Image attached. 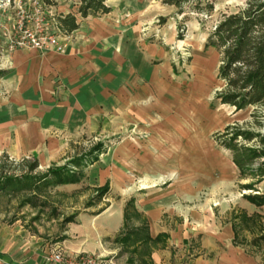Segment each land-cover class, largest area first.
<instances>
[{
	"label": "crops",
	"instance_id": "obj_1",
	"mask_svg": "<svg viewBox=\"0 0 264 264\" xmlns=\"http://www.w3.org/2000/svg\"><path fill=\"white\" fill-rule=\"evenodd\" d=\"M56 2L60 17L73 13L78 23L64 53L3 50L10 65L0 69V153L12 160L32 155L41 166L58 160L86 129L148 122L152 135L120 143L118 168L105 169L98 186L108 185L111 194L101 211L77 213L52 237L18 219H0V264H59L55 252L117 264H264V244L257 250L239 243L249 238L238 233L239 219L192 210L201 185L191 188L189 170L171 179L170 162L188 160L191 145L196 159L210 154L201 137H187L192 126L201 133L206 124L205 97L195 92L205 86L179 73L158 41L147 0H106L109 12L88 17L75 0Z\"/></svg>",
	"mask_w": 264,
	"mask_h": 264
},
{
	"label": "rangeland",
	"instance_id": "obj_2",
	"mask_svg": "<svg viewBox=\"0 0 264 264\" xmlns=\"http://www.w3.org/2000/svg\"><path fill=\"white\" fill-rule=\"evenodd\" d=\"M214 1L215 9L211 14L196 12L188 7L184 14H179L174 6L164 3L163 0H147L145 5H148L149 14L154 20L152 27L161 30L155 32L161 37L158 41H163L161 44L168 49L179 73L189 77L191 84L194 85L195 80L200 79L196 83H204L205 86L203 90V86H200L195 92L205 97V106L200 111L206 110V124H201V133H198L192 126L194 120L191 119V135L187 137L192 138V141L196 136L201 137L204 143L202 147L210 154L196 159L194 146L191 145L188 160L170 162V168L176 169L171 179L177 181L178 177L181 178L182 167L189 170L191 188L201 185L197 193L191 196L189 204L192 210L198 208L204 216L212 212L239 219L238 233L249 235V238L239 239V243L248 244L258 250L264 244V205L253 203L247 196H259L258 200L264 197V106L238 110L232 105L223 104L218 95L225 87V82L218 78L221 55L214 48H206L209 35L224 15L243 10L249 0ZM40 2L41 5L36 0H0V69L4 70L10 65L4 59L3 50L6 46L10 48L15 35H18L16 27L23 17L25 25L35 32L57 31L56 22L60 24L59 9L56 6L58 2L54 0L56 4L52 6L45 5L41 0ZM145 123L144 127L134 124L128 125L126 129H86L75 143L62 147L63 152L58 160L43 161L32 172L28 170L23 159L12 160L9 157L14 165L7 171L0 169V184L9 176H31L25 181L30 185L19 189L0 190V219H18L33 231L43 228L52 237L66 227L77 213L87 210H94L93 213L101 211L98 206L108 203L106 198L111 197L110 191L103 195L98 191V186L104 184L107 178L103 172L108 167L118 168L117 155L121 142L130 140L134 144L152 135V129L148 127L150 123ZM227 128H231L229 138L234 132H255L251 139L243 134L233 141L238 147L247 146L259 152V157L252 164L242 169L236 164L234 152L223 144L227 137ZM128 147L134 148V145ZM3 155L1 152L0 158ZM79 159L77 165L76 160ZM27 160L34 162L35 158L31 155ZM59 166H67L74 171L83 172L84 175L77 183L45 184L44 180H40L51 168ZM194 171H198L199 176ZM168 181L165 179L160 185H165ZM114 187L116 188L115 185ZM248 203L252 206L247 205ZM190 221L193 223L192 218ZM180 249L181 247H176L177 251Z\"/></svg>",
	"mask_w": 264,
	"mask_h": 264
},
{
	"label": "trees",
	"instance_id": "obj_3",
	"mask_svg": "<svg viewBox=\"0 0 264 264\" xmlns=\"http://www.w3.org/2000/svg\"><path fill=\"white\" fill-rule=\"evenodd\" d=\"M41 1L48 6L56 4L54 0ZM163 2L174 6L179 14H184L187 7L205 14H211L215 9L214 0H163ZM77 3L78 13L83 17L98 16L111 10L106 0H77ZM59 22L67 32L78 27L76 15L73 13L61 16ZM210 47L216 48L221 55L218 78L225 82L224 89L218 93L221 102L232 105L238 110L251 106L258 108L264 106V0H249L243 10L224 15L207 39L206 48ZM1 74L2 70H0ZM230 129L227 128V137L223 144L234 152V160L242 169L252 164L255 158L259 157V152L247 146L238 147L233 141L238 135L243 134L247 139H251L255 132H234L229 138ZM76 161L79 165L80 159ZM24 164L30 172L39 166L36 159L34 162H28L26 158ZM13 165L8 155L0 158V169L7 171ZM83 175V172L74 171L67 166H59L51 168L47 174L40 177V180H44L45 184L77 183ZM30 178L31 176L6 177L3 184H0V190L7 191L9 188L19 189L30 185L25 182ZM98 191L100 195L105 194L108 185L98 188ZM247 197L255 204L264 205V197L262 200H258L259 196Z\"/></svg>",
	"mask_w": 264,
	"mask_h": 264
},
{
	"label": "built area",
	"instance_id": "obj_4",
	"mask_svg": "<svg viewBox=\"0 0 264 264\" xmlns=\"http://www.w3.org/2000/svg\"><path fill=\"white\" fill-rule=\"evenodd\" d=\"M41 5L40 0H36ZM24 17L16 27L18 35L10 44V49L15 48H35L42 51L53 50L64 53L67 49L68 42L71 39L70 33L63 30L61 24L56 22L57 31L52 33L38 32L28 28L25 25ZM53 261L59 264H117L112 259L100 255H82L78 258L71 259L62 252H55L51 255Z\"/></svg>",
	"mask_w": 264,
	"mask_h": 264
}]
</instances>
